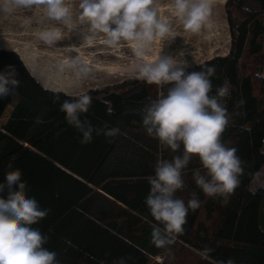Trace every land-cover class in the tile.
I'll return each instance as SVG.
<instances>
[{
	"label": "trees",
	"instance_id": "16d2710c",
	"mask_svg": "<svg viewBox=\"0 0 264 264\" xmlns=\"http://www.w3.org/2000/svg\"><path fill=\"white\" fill-rule=\"evenodd\" d=\"M224 7L228 53L188 71L215 66L213 93L225 81L230 84L226 106L232 119L222 141L238 149L244 174L225 205L196 186L192 170L200 165L192 159L185 188L176 196L187 203L196 193L201 205L189 210L184 233L168 251L151 243L155 221L144 199L156 160L175 153L146 133L141 111L167 86L136 76L87 91L92 105L81 119L95 128L119 127L122 134L93 133L92 142L82 144L59 108L64 99L76 97L44 87L15 51L0 48V72L13 65L20 80L14 102V95L0 98V182L7 171L22 170L29 195L49 210L32 227L49 237L45 247L57 253L60 264H114L120 258L126 264H264V186L251 187L264 167V0H226ZM0 196L6 198L7 191ZM205 248L212 249L210 259L202 256ZM160 254L163 261H154Z\"/></svg>",
	"mask_w": 264,
	"mask_h": 264
},
{
	"label": "clouds",
	"instance_id": "9594fccd",
	"mask_svg": "<svg viewBox=\"0 0 264 264\" xmlns=\"http://www.w3.org/2000/svg\"><path fill=\"white\" fill-rule=\"evenodd\" d=\"M42 5L46 16L53 21L68 25L75 19L86 24L92 35L104 34L109 46L122 41L135 45V55L143 57L155 40L172 37V27L158 18L155 0H79L78 5L66 0H3L0 10L11 12L15 8H31ZM176 17L186 31L196 34L208 25L212 12V0H173ZM92 35L88 37L91 42ZM61 38L57 27L39 33L45 44L54 45ZM178 57L159 55L154 62L136 66L137 78L149 85L167 86L166 92L151 100L142 108V125L146 133L158 140L172 153L171 159L158 158L154 174L147 177L149 192L144 203L154 218L151 226V243L158 249L169 250L176 238L184 233L189 210L201 205L196 193L185 203L178 198V190L185 188V170L192 159L198 158L200 167L192 170L196 186L208 197H221L227 204L230 196L240 185L244 174L243 161L236 147H229L222 136L232 119L226 103L231 96L230 84L225 83L213 93L212 77L215 66L188 71L191 64ZM73 69L78 79H87L91 69L80 62L79 57H70L61 64ZM15 66L9 65L0 72V98L14 95L20 87ZM59 101V97L55 101ZM108 104V101H104ZM245 102L239 101L242 106ZM92 97L82 93L75 99H64L59 108L65 121L80 134L82 144L91 143L93 133L97 136L115 138L121 135L119 127L95 128L81 115L88 113ZM111 114V109L108 110ZM12 169V165L8 166ZM19 168L7 171L0 182V264H60L57 253L45 245L49 237L32 227L48 215V209L40 207L35 197L29 195L27 182L22 179ZM212 249L202 251L204 259H210ZM114 264H126L124 258ZM216 264H234L232 260Z\"/></svg>",
	"mask_w": 264,
	"mask_h": 264
},
{
	"label": "rangeland",
	"instance_id": "374dc122",
	"mask_svg": "<svg viewBox=\"0 0 264 264\" xmlns=\"http://www.w3.org/2000/svg\"><path fill=\"white\" fill-rule=\"evenodd\" d=\"M2 2L3 0H0V3ZM167 2L168 0H155L158 18L169 23L174 34L172 37L166 38L163 42L161 41V43L171 44V48H181V45L185 44L186 30L176 17L163 9L166 7ZM66 3L78 5L79 0H66ZM223 11L225 24L222 30L223 35L220 39H215L208 45L197 44L195 40L191 41L190 48L186 50L189 53L183 57L191 64V67L199 65L214 56H223L228 53L230 34L225 7ZM75 16H78V10L76 9H74L73 22L64 25L60 22L50 20L46 16V10L42 5H34L31 8H15L11 12L0 10V48L15 51L24 62V66H27L28 71L44 87L52 90L65 91V93L73 97L87 93L90 89L114 85L123 79L137 76V72L131 73L121 70V67L132 66V64L134 65V63L136 64L141 60L134 53V43L122 41L117 46H109L104 34H90L88 26L86 24H80L75 19ZM51 27H57L61 32V38L54 45L45 44L39 39V33ZM90 35H92L91 42L88 40ZM100 50H109L108 52L111 55L105 59L101 58L97 53ZM152 52L147 51L146 55L150 56ZM76 56L79 57L81 63L87 65L93 71L91 72L93 75L90 74L88 77L89 80L88 78L85 80L78 79L73 69L65 67L61 71V64L66 62L70 57L74 58ZM96 64L106 69L103 68L101 71L96 70ZM17 97L18 95L14 94L13 102ZM9 106L11 107V104ZM10 107L6 108L2 120L6 117ZM258 186H264V167H262L251 183L252 188ZM164 258L165 255L160 254L153 260L163 261Z\"/></svg>",
	"mask_w": 264,
	"mask_h": 264
},
{
	"label": "bare ground",
	"instance_id": "6f19581e",
	"mask_svg": "<svg viewBox=\"0 0 264 264\" xmlns=\"http://www.w3.org/2000/svg\"><path fill=\"white\" fill-rule=\"evenodd\" d=\"M226 0H212V12H211V16L209 18V22L208 25H206L205 27H203L201 29V31L199 33L193 34L190 33L188 31H186V37H185V41H184V45H181V48H171L170 45H167L166 43H161V41L159 39L155 40L154 42H152V44L149 46L148 50L149 52H152V55H144L143 57H138L141 58V60L138 61V63H134V65L132 64L129 65V67H121V70H124L126 72H137L136 66L140 63H148V62H154L159 55H171L173 57H178L180 52H183L184 55L189 53L186 52V50L189 47V45L191 44V41L195 40L197 44L200 45H208L210 44L212 41H214L215 39H220L221 36L223 35L222 30H223V26H224V19H223V9H224V4H225ZM173 4V0H168L166 7H164L163 9L167 10L168 13L170 12L172 16L176 17L174 9L172 7ZM176 19H178L176 17ZM179 20V19H178ZM180 24H182L181 21H179ZM183 26V24H182ZM169 41V40H168ZM169 44V43H168ZM135 46V45H133ZM63 49V48H62ZM77 49V48H76ZM109 51V50H108ZM108 51H98L97 53L99 54L98 56L101 58H108L110 54V52ZM135 53V51H134ZM113 54V53H112ZM97 56V57H98ZM120 56V55H117ZM96 58V57H95ZM119 58V57H118ZM184 59V58H183ZM107 62V61H106ZM24 63V62H23ZM94 63V62H93ZM97 65V64H96ZM102 65V64H101ZM87 66V65H86ZM27 67V66H26ZM97 67V68H96ZM96 70L101 71L103 68V66H96ZM117 67V66H115ZM94 68V69H95ZM108 68V67H107ZM110 68V67H109ZM119 68V67H118ZM117 68V69H118ZM106 69V68H105ZM109 70V69H107ZM112 70V69H111ZM115 70V69H114ZM93 72V71H91ZM108 72V71H107ZM112 72V71H111ZM110 72V73H111ZM93 75V74H91ZM124 75V74H123ZM99 76V75H98ZM102 76V75H101ZM97 77V76H96ZM105 77V76H104ZM75 80V79H74ZM85 80V79H84ZM89 80V78H88ZM95 80V79H94ZM107 81V80H106ZM108 82V81H107ZM84 83V82H83ZM82 83V84H83ZM92 83V82H91ZM100 83V82H99ZM102 83V82H101ZM104 83V82H103ZM85 84V83H84ZM66 89V87H65ZM72 89V88H71ZM79 89V88H78ZM65 92V91H64Z\"/></svg>",
	"mask_w": 264,
	"mask_h": 264
}]
</instances>
